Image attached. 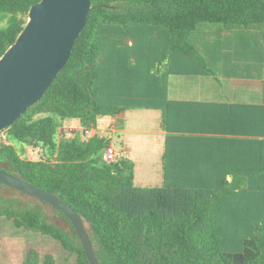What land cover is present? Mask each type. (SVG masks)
Wrapping results in <instances>:
<instances>
[{
	"label": "trees",
	"instance_id": "obj_1",
	"mask_svg": "<svg viewBox=\"0 0 264 264\" xmlns=\"http://www.w3.org/2000/svg\"><path fill=\"white\" fill-rule=\"evenodd\" d=\"M40 1L0 0V58ZM231 54L264 62V0H92L65 68L0 133V169L73 207L99 264H264V95L258 104L169 97L172 76L216 77L210 65L230 71ZM137 109L162 113V186H138L130 159L103 158L112 138L100 134V120ZM70 120L83 133L65 138ZM220 141L228 152L215 147ZM14 142L40 158H26ZM18 193L28 202L0 194V218L59 242L67 261L90 264L63 213ZM49 207L66 225L49 219ZM41 260L58 264L37 249L23 264Z\"/></svg>",
	"mask_w": 264,
	"mask_h": 264
},
{
	"label": "water",
	"instance_id": "obj_2",
	"mask_svg": "<svg viewBox=\"0 0 264 264\" xmlns=\"http://www.w3.org/2000/svg\"><path fill=\"white\" fill-rule=\"evenodd\" d=\"M92 0H41L15 43L0 58V133L34 107L69 62L88 24ZM12 188L63 213L72 223L90 264H99L87 227L77 211L39 187L0 169V190Z\"/></svg>",
	"mask_w": 264,
	"mask_h": 264
},
{
	"label": "rangeland",
	"instance_id": "obj_3",
	"mask_svg": "<svg viewBox=\"0 0 264 264\" xmlns=\"http://www.w3.org/2000/svg\"><path fill=\"white\" fill-rule=\"evenodd\" d=\"M254 40H250V44H254ZM244 46V45H243ZM249 46V45H248ZM246 46H244L245 48ZM247 50V48H246ZM233 53L235 52L232 50ZM236 58L237 55L233 54ZM257 63L258 59L254 58ZM223 63L220 61L212 62L210 67L215 72L216 77H212L210 81L215 82L217 96H220L221 89L224 91V81L229 76H244L243 74H251L252 71H223ZM229 72L228 75L225 73ZM257 72V71H255ZM225 75V76H224ZM208 78H199L193 76L171 77L170 79V98H193L197 93V85H204ZM264 81V79H263ZM241 93H244L243 91ZM253 100V99H247ZM122 120L125 122L124 130L117 131L116 125L110 123V118H104L99 125V132L103 135H110L112 143L117 151H121L124 158L131 159L137 164L139 171L146 174L153 171L154 174L162 179V156L164 152V133L160 132L161 112L156 110H129L124 113ZM145 116V117H144ZM79 121H67L60 129V135L65 138H72L82 134ZM17 149L21 152L25 150L24 156L28 159L38 160L40 153L31 148L25 147L20 143L14 142ZM128 147L129 152H124V148ZM119 153V152H117ZM120 154V153H119ZM140 173V172H139ZM154 186H158L156 183ZM156 184V185H155ZM162 186V185H161ZM12 189V188H11ZM2 188L0 194L7 199H21L23 202H28L19 191ZM49 219L58 225H66L65 221L49 207L46 211ZM6 247L16 249L14 256L23 257L30 249H37L42 256L46 254H54L58 264H76L75 257L67 261V253L64 251L59 242L41 234L28 232L25 229H18L12 221L6 218H0V264H10V256L7 253ZM20 260H18L20 262Z\"/></svg>",
	"mask_w": 264,
	"mask_h": 264
},
{
	"label": "crops",
	"instance_id": "obj_4",
	"mask_svg": "<svg viewBox=\"0 0 264 264\" xmlns=\"http://www.w3.org/2000/svg\"><path fill=\"white\" fill-rule=\"evenodd\" d=\"M243 33H244V31H243ZM246 44L248 45L249 43H246ZM230 60L231 61H229L226 64V66H228V69L230 71H235L236 67L239 68L240 66L243 68L248 67L250 69H253L251 76H255V77L243 78V77H236L233 75L228 77L227 80L224 81V83H225L224 84V91H222L223 89H221V91L219 92L220 96H217V90L215 87V82L210 81L212 77H207L208 78L207 83L204 82V85H201L199 83L196 86L198 90H197V93L195 94V96L193 98H186V99L170 98V99L207 101V102H229V103H253V104L262 103L263 102V95H264V81L262 78L264 77V74L261 72V70H263V72H264V62L263 63L262 62L251 63V62H247V61L241 62V59L237 60L233 54H231ZM254 70L255 71L259 70L260 73L255 72ZM257 75H261V77H259V76L257 77ZM172 77H175V76H172ZM177 77H184V76H177ZM193 77L206 78V77H201V76H193ZM169 90H170V86H169ZM242 91L244 93H241ZM169 97H170V91H169ZM247 99H253V100H247ZM156 111H158V110H156ZM124 113H122L121 115H119L117 117H110V119H111L110 123L115 124L116 128H117V131L115 130L113 132H118L119 130H124L125 122L122 120V117L125 115ZM103 120H105V119L100 120L99 125H100L101 121H103ZM160 132H162L161 129H160ZM227 137H229V136H227ZM165 138H166V135L164 133V152H163V156H162V170H163L162 179L159 178L158 175L156 176L153 171H150L149 173H146V174L142 173V171H139L137 164L134 163L135 164V183L138 186H140V187H152V186H154V184H151V183H156V184H158V186L163 185V182H164V161H163V157L165 154ZM218 144H221L218 147V149L222 148L226 152H228V149H230V145H228L227 141H220V143H215V147H217ZM129 151H130V149L128 147L124 148V152H129ZM117 152L120 153V154L118 153L120 157H124L122 155L123 153L121 151L118 150ZM127 159H129V158H127ZM4 249L7 250V253L10 256V258H9L10 264H23L24 263L27 253L23 257H21V260H20V258L13 255V254H16L15 248L6 247ZM18 260H20V262ZM40 264H43V260H41Z\"/></svg>",
	"mask_w": 264,
	"mask_h": 264
},
{
	"label": "built area",
	"instance_id": "obj_5",
	"mask_svg": "<svg viewBox=\"0 0 264 264\" xmlns=\"http://www.w3.org/2000/svg\"><path fill=\"white\" fill-rule=\"evenodd\" d=\"M103 158L104 161L108 164L114 163L118 160L119 154L117 153V150L112 143L105 150Z\"/></svg>",
	"mask_w": 264,
	"mask_h": 264
}]
</instances>
